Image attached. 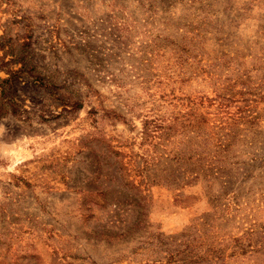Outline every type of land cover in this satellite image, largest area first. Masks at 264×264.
<instances>
[{"label":"rangeland","instance_id":"rangeland-1","mask_svg":"<svg viewBox=\"0 0 264 264\" xmlns=\"http://www.w3.org/2000/svg\"><path fill=\"white\" fill-rule=\"evenodd\" d=\"M0 264H264V0H0Z\"/></svg>","mask_w":264,"mask_h":264}]
</instances>
